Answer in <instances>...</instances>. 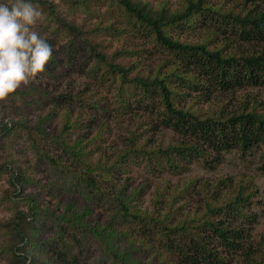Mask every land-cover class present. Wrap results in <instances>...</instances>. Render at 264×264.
<instances>
[{
	"label": "rangeland",
	"instance_id": "374dc122",
	"mask_svg": "<svg viewBox=\"0 0 264 264\" xmlns=\"http://www.w3.org/2000/svg\"><path fill=\"white\" fill-rule=\"evenodd\" d=\"M140 1L153 10L168 12L182 9L186 4V0ZM14 2L0 0L8 5ZM29 2L42 14L32 30L52 45L53 58L44 72L0 100V166L7 164L8 168H0V264H15L11 255V245L16 241L13 225L16 214L21 211L35 227L28 231L40 239L45 251L37 259V264L47 256L52 257L46 258L49 263L67 264L58 257L63 256L59 247L61 242L69 247L79 264H96L106 247L103 240L121 252L127 251L130 259L142 258L143 263L148 262L144 258L146 252L139 251L141 246L136 233L130 232L127 237L120 233L122 227L118 217L114 216L111 200L105 195L98 199V192H113V186H122L132 208L158 214H167L168 211L169 220L190 218L205 212L206 200L225 206L242 188L249 199L240 202L241 213L223 210L211 214V218H227L231 220L230 224L243 227L247 232L241 240L243 247L227 256L225 264H264L262 146L244 151L231 147L221 153L220 162L215 159L216 152L209 148L188 163L173 153L184 167L177 171L160 169L147 159V152L188 142L190 135L164 126L157 110L159 101L155 100H159L158 95L140 99L138 87L131 81H123L108 65L111 62L127 67V79L135 75L153 76L158 71L169 72L175 68L176 64L166 51L159 44L154 45L147 35L149 32L137 31L139 25L134 30L132 20L126 18L125 10L115 0ZM207 2L223 11L240 14L249 9L264 10V0ZM64 21L79 28L82 35L73 37ZM214 23L219 24L214 21L209 27L196 25L195 29L169 33L181 41L203 42L209 48L222 47L224 54L234 52L238 56L264 49V42L243 41L235 33H230V23H224V31L216 29ZM84 38L97 46L108 62L96 57ZM192 72L182 64L177 74L188 77ZM200 78H203L200 74L190 78L195 85H189L184 78H168L170 86L184 92L181 95L183 105L200 116L213 114L224 119L242 109H249L252 104L264 107L263 86H245L230 92L212 86L209 92L200 88L201 82L205 83L204 78ZM5 122L10 125L9 132L3 130ZM20 123L32 127L39 125L54 137L63 136L62 139L70 143L77 142L81 157L91 165L99 161L111 163L127 150L129 155L121 160L120 168H113L110 173L99 169L90 171L101 180L109 175L111 178L106 185L100 181L98 188L88 194L75 185L65 189L63 180L67 184L74 174L69 176L63 171L56 175L57 169L43 157L42 148H49L65 164L76 166V161L62 149H54L51 138L43 136L41 131L32 130L29 134ZM163 157L162 154L158 157L161 163L165 161ZM13 169L21 175L20 181L11 176ZM12 179L15 185L11 184ZM102 228L106 231L101 232ZM249 253L256 255L262 263L255 262ZM156 256L153 255L152 264H167L165 255L160 259Z\"/></svg>",
	"mask_w": 264,
	"mask_h": 264
},
{
	"label": "trees",
	"instance_id": "16d2710c",
	"mask_svg": "<svg viewBox=\"0 0 264 264\" xmlns=\"http://www.w3.org/2000/svg\"><path fill=\"white\" fill-rule=\"evenodd\" d=\"M115 1L125 10L126 18L132 20L134 30L139 25L137 31L140 33L149 32L150 34L147 35L153 40L154 45L159 44L160 48L166 51L173 61L172 63H175L176 66L169 72L158 71L153 76L135 75L131 79H127V67L111 62L108 66L112 71L116 70L123 81H131L135 84V87H138V93H140L138 97H141L140 99H147L155 94L158 95L159 100H155L159 101L158 104H160L157 110L161 114L160 121L163 125L180 133L185 132L191 138L190 141H185V143L169 144L164 148L159 147L153 152L148 151L147 159L153 161L154 165L160 169L167 168L171 171H177L179 168H183L184 165L180 164L181 162L173 156V153H177L181 159L187 160L186 163H188L194 156L207 148L216 152L215 159L217 162H220L221 153L231 147L244 151L260 145L264 151V107L258 108L257 104H252L249 109H242L237 113L226 116L224 119L217 118L213 114L200 116L183 105L181 95L184 92L170 86L171 81L168 79L173 76L184 78L189 85H195L196 83L190 78L192 76L197 77L200 74L205 82H201L200 88L209 92L212 91V86L226 92L241 90L245 86L260 85L264 87V49L261 52L253 51L254 53L249 52L238 56L234 52L224 54L222 47L209 48L203 42L181 41L175 39L169 33L177 30L195 29L196 25L209 27L214 21H217L219 24L214 23L213 25L216 29L224 31V23H230V33H235L240 40L251 43L254 41L264 42V10L253 11L249 9L244 14H240L233 13L231 10L223 11L220 7H213L207 0H186V4L182 9L168 12L165 9L153 10L148 4L140 0ZM59 21L63 20L59 19ZM64 26L73 34V37L75 34L82 35L76 26L65 21ZM114 30L119 32L116 28ZM84 40L96 57L105 62L107 61L105 54L97 46L95 47L87 38H84ZM182 64L190 70L192 69L193 72L190 76L183 77L177 74ZM203 78H200V80H203ZM151 101L153 103V100ZM147 107L153 109L151 106ZM9 126L8 122L3 123V130L9 132L11 129ZM21 126L26 128L29 134L32 133V130L35 132L41 131L43 136L51 138L54 149H62L73 161H76V166H73V163L65 164L58 155L51 153L49 148L47 150L42 148L44 151H41L43 157L48 160L53 168L57 169L55 170L56 175L63 171L68 173L69 176L74 174V177H69L67 184L63 180V184L66 185L64 186L65 189L75 185L76 188H80L81 192L88 194L91 190L98 188L100 181L106 185L107 180L111 178L109 175L101 180L92 175L90 171L99 169L110 173L113 168H120L121 160L129 155V150H127L118 158H114L111 163L99 161L97 164L91 165L81 157L77 142L70 143L62 139L63 136L54 137L39 125L32 127L21 124ZM38 145H40V142ZM152 153L155 155H152ZM161 154L164 156V163H161L158 158ZM77 167H80V169H77ZM0 168L8 169L7 164H3ZM14 171V169L11 171V176L16 181H20L21 175ZM60 178L62 179V177ZM15 180H10L12 185H15ZM14 189L17 190L15 186ZM241 189H238L235 197L228 200L225 206L214 205L213 202L206 200L205 212L179 220H169L168 211L167 214H158L153 211H140L132 208L130 205L131 200L124 194L122 186H113V192L109 189L110 192H98L99 200L102 199L103 195L111 200L114 216L118 217L119 224L122 227L120 233L126 237L130 232L136 233L137 236L135 237L139 241V246H141L139 251L146 252L144 258L148 259V262L143 263L142 258L130 259L127 251L121 252L122 250L112 247L111 243L103 240L106 247L103 248L101 258L97 260L96 264H152V257L155 254H157L156 259H160L165 255L164 259H166L167 264H225L227 256L243 247L241 240L247 232L243 227L230 224L231 220H227V218L214 219L211 218V214L223 210H233L237 214L241 213L240 202L249 199L248 194H245ZM16 217L17 219L13 225V234L16 241L11 245L13 261L15 264H37V259H40L41 254L45 251L40 239L34 238L28 231L29 228L35 227L31 226L32 223L26 219L24 212L17 213ZM27 224L28 226H26ZM103 231L106 230L102 228L101 232ZM109 232L110 230L106 233ZM215 241H218V244H214ZM59 247L61 254L64 256H58L60 259L65 260L67 264H79L76 256L68 250L67 245L61 242ZM221 247L223 250L220 249ZM249 254L252 255L255 262L262 263V260L257 259L256 255ZM46 258L52 259L48 256ZM46 258L42 260L41 264H52Z\"/></svg>",
	"mask_w": 264,
	"mask_h": 264
},
{
	"label": "clouds",
	"instance_id": "9594fccd",
	"mask_svg": "<svg viewBox=\"0 0 264 264\" xmlns=\"http://www.w3.org/2000/svg\"><path fill=\"white\" fill-rule=\"evenodd\" d=\"M41 11L29 0L0 3V100L30 82L53 58V47L32 26Z\"/></svg>",
	"mask_w": 264,
	"mask_h": 264
}]
</instances>
